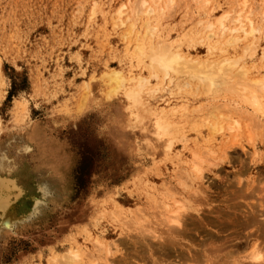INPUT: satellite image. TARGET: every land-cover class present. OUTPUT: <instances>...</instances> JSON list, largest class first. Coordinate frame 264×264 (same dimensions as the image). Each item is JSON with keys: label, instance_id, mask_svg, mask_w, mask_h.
Instances as JSON below:
<instances>
[{"label": "rangeland", "instance_id": "1", "mask_svg": "<svg viewBox=\"0 0 264 264\" xmlns=\"http://www.w3.org/2000/svg\"><path fill=\"white\" fill-rule=\"evenodd\" d=\"M238 14L244 30L250 20L256 31L229 46L227 38L244 36L230 32ZM225 16L223 36L216 25L206 38L204 28ZM158 34L200 59L221 47L250 78L264 77V0H0V145L10 157L20 135L30 146L11 175L23 194L19 214L30 213L40 180L56 181L58 191L40 213L0 230V264H48L67 249H77L78 264H264V127L246 124L229 94L211 99L182 77L179 89L149 79L140 100L175 111L171 152L159 153L135 127L139 111L125 88L148 75L134 46ZM113 71L132 82L109 92L104 77ZM218 103L241 113L210 116ZM234 122L239 133L228 131ZM194 155L206 157L201 182Z\"/></svg>", "mask_w": 264, "mask_h": 264}, {"label": "bare ground", "instance_id": "2", "mask_svg": "<svg viewBox=\"0 0 264 264\" xmlns=\"http://www.w3.org/2000/svg\"><path fill=\"white\" fill-rule=\"evenodd\" d=\"M171 2L172 1H170V3ZM202 3H205V2H202ZM145 5L146 3H142L141 8H144ZM139 10L140 8L136 10V13L139 12ZM152 11L153 9H151L150 7L144 8L143 14L148 16ZM122 14L123 12L121 11V8H119L117 12V16L120 18ZM240 14H238L237 18L234 20V22H236L238 26L232 29L230 32L231 34L234 33L235 35L237 34V32H242L244 36L243 38H240L238 36L229 37L226 40V45L234 46L241 39L247 40L248 38L253 37V33L256 31V29L251 27L250 20H248L249 22L248 30L243 29V24L240 19L241 18ZM224 15H227V14H224ZM226 18L227 16L223 17L222 19L220 18L221 19L220 21H218L217 19L216 24L207 25L206 28H204L203 30L205 32H208V34L205 37L206 38L212 37V34H210L209 31L211 32V30L216 25L220 27V36H223V34L225 33L224 31H226L225 26L223 25V20L226 21L225 20ZM144 23H145V34L144 35L147 36V34H149L150 37L153 36L154 33L147 32L149 31L148 28H150L148 26V17L146 18ZM119 25H120L119 27H122L123 22H121ZM151 31L154 32L157 30L154 27H152ZM220 39L222 38L220 37ZM137 43H139V41ZM206 50H207L206 51L207 57L203 59L196 58V57L191 56L188 50H183L179 44H173L172 42L169 43L168 37L165 39V37L162 34H158L157 41L155 43L136 44L134 46V52L138 54V57H136L137 62L138 64L146 68L148 77L143 78V77L136 76V78L138 79H137V83L135 87H126L125 79L127 78H125L124 75H122L120 71H113L112 73L109 72L110 74H106V76L104 77L110 89L109 92H115L118 89L126 87L125 88V90H127L126 97L130 101H132L134 107L138 109L139 111L138 113L135 114V120H136L135 127L146 138L143 140H147V142L161 154L166 155L167 153L171 152L173 143L176 140L177 138L176 136L179 135V133L177 131V124L171 121V117L174 115L173 112L175 111L166 110V108H168L169 106L165 108H160V109H157V108L151 109V108L142 107L143 105L141 104V101H140L142 99V93H143L142 91L144 87L149 84V79H153L155 81L165 79L169 85H172L176 89H179L180 85H178L177 79L182 77V80L184 81L182 82L183 87H188V86L193 85L196 89V92L198 90L201 93L205 94L206 97H210L211 99H215V97L221 96V94H229V96H231L232 98H235V100H233V104L235 103V104L242 105L243 107L242 113L240 111L241 109L238 110V108H236L235 106L230 109L228 105L229 107L228 109L226 105H219L218 103V106H213L212 111L208 113L210 116L220 115V112L222 113V111L224 112L225 111L231 112L230 110H233L235 112L238 111L239 112V114L237 112L238 115H240V113L241 115L247 114L246 116L247 118H244L245 116L242 117L243 119L250 120L246 124L249 123V125L251 126H256V127L263 126L264 127V122H261V121H264V96H263L264 95L263 94L264 93V77L250 78L249 70L246 69L245 66L239 65L240 57L235 59V58L226 56L222 52L221 47H220L221 54L216 57V58H219L217 60H215L216 58L213 59L214 50H215L214 47H208V49ZM127 80L132 82L131 77ZM151 92L154 94V93H158L159 90L155 89V90H152ZM107 96H110V94H108ZM162 102L165 103L167 101L162 100ZM144 103H147V102H144ZM231 103H232V100H231ZM164 105L167 106L166 104ZM248 116H250V119H248ZM206 117L209 118L208 115H206ZM219 118L221 119V115ZM206 119H204V121H206ZM239 128H240V124L238 122H234L233 127H230L228 131H234V132L239 133L238 132ZM181 129L178 128V130H181ZM249 129L254 130V128H249ZM249 134L251 135V133ZM20 136L22 137L23 135H20ZM20 136L15 141L18 143L20 142L21 146L19 147V149H15L14 156L12 153L13 151L11 152L12 157L7 156L10 153L8 145L7 146L5 145L3 147H1L0 145V230L12 229L16 223L26 220L29 216H32L33 214L40 213L39 211H40V208L44 204V200L50 194H55L58 192L56 189V181L49 180V179L40 180L38 187H37L38 195L33 196L29 200L31 201V205L30 207H28L30 208V213L26 212L23 214H19L18 203L22 199L23 194H22V190L16 186L15 181L13 180L12 176L16 174V173L14 174L13 172L16 170L18 166L17 165L18 159L24 157L30 150L29 141L21 138ZM206 150L207 149L205 148L204 151ZM223 154L225 155L226 153L223 152ZM204 159H206V157H203L202 155H199L198 157L194 155L193 157L192 171L196 175H198V178H195V179H199L200 182L203 179L200 176L201 175L200 161H203ZM184 170L186 169L184 168ZM40 171L42 172V170ZM190 180L192 181V179ZM173 203L176 204L175 206H177L178 201H174ZM119 214L120 213L114 209L111 212V217L114 219H117ZM171 214H172V217L174 216V218H176L177 210L171 211ZM170 221L174 223L176 222V224H178V221H175L174 219H170ZM92 244L96 247H100L101 245V243H99V241L97 240H94ZM162 246H165V245H162ZM162 248L164 249L165 247H162ZM80 258L81 256L77 252V249H69V250L67 249V251H65L64 253L51 257L48 260V264H78L80 262ZM259 258H260L259 249H258V245H256L251 250L250 259L257 262Z\"/></svg>", "mask_w": 264, "mask_h": 264}]
</instances>
